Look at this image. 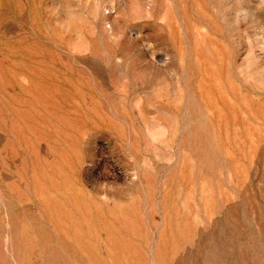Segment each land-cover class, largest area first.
Instances as JSON below:
<instances>
[{
    "label": "rangeland",
    "instance_id": "1",
    "mask_svg": "<svg viewBox=\"0 0 264 264\" xmlns=\"http://www.w3.org/2000/svg\"><path fill=\"white\" fill-rule=\"evenodd\" d=\"M0 264H264V0H0Z\"/></svg>",
    "mask_w": 264,
    "mask_h": 264
}]
</instances>
